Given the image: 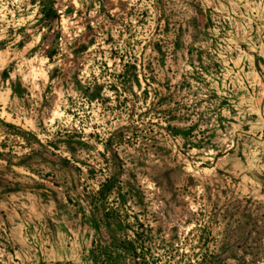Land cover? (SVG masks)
Returning a JSON list of instances; mask_svg holds the SVG:
<instances>
[{"label": "rangeland", "instance_id": "374dc122", "mask_svg": "<svg viewBox=\"0 0 264 264\" xmlns=\"http://www.w3.org/2000/svg\"><path fill=\"white\" fill-rule=\"evenodd\" d=\"M40 1L0 0V264H91L118 171L159 264H264V0Z\"/></svg>", "mask_w": 264, "mask_h": 264}, {"label": "trees", "instance_id": "16d2710c", "mask_svg": "<svg viewBox=\"0 0 264 264\" xmlns=\"http://www.w3.org/2000/svg\"><path fill=\"white\" fill-rule=\"evenodd\" d=\"M56 0H42L39 3L38 14L44 20H51L56 15ZM82 147L83 143H78ZM111 146V142L104 145V149ZM113 159L119 163L117 154L113 153ZM121 170V167H117ZM118 173L106 179L100 185L99 190L91 197L90 206L93 209L95 220L93 231L95 238L93 246L89 250V261L91 264H115L119 260H129L134 264H159V259L153 255L148 244L150 243V230L137 218L133 217L134 225L128 223V216L121 218L117 208H107L109 196L114 192L124 202L127 198L135 202L142 200V195L135 187L128 185L125 193L122 192V182ZM97 218V220H96ZM101 230H105L104 243L100 240ZM130 234V235H129ZM99 237V240H98ZM97 238V240H96Z\"/></svg>", "mask_w": 264, "mask_h": 264}]
</instances>
